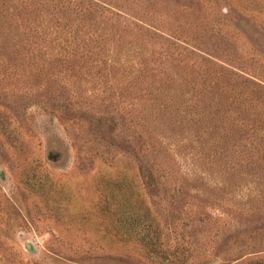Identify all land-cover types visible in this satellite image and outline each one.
<instances>
[{"label":"rangeland","instance_id":"374dc122","mask_svg":"<svg viewBox=\"0 0 264 264\" xmlns=\"http://www.w3.org/2000/svg\"><path fill=\"white\" fill-rule=\"evenodd\" d=\"M0 264H264V0H0Z\"/></svg>","mask_w":264,"mask_h":264},{"label":"water","instance_id":"95a60500","mask_svg":"<svg viewBox=\"0 0 264 264\" xmlns=\"http://www.w3.org/2000/svg\"><path fill=\"white\" fill-rule=\"evenodd\" d=\"M27 248L30 250V251H34V249H33V247H32V245L29 243V244H27Z\"/></svg>","mask_w":264,"mask_h":264}]
</instances>
